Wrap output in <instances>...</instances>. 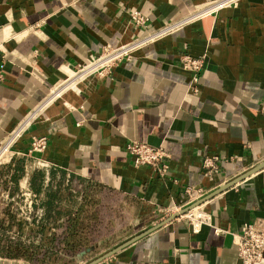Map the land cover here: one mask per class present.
<instances>
[{"label":"crops","instance_id":"obj_1","mask_svg":"<svg viewBox=\"0 0 264 264\" xmlns=\"http://www.w3.org/2000/svg\"><path fill=\"white\" fill-rule=\"evenodd\" d=\"M207 1L0 0V140L47 103L12 147L10 156L24 157V173L17 192L0 191V206L24 202L32 188L30 164L39 161L47 168L38 169L36 204L60 175L62 182L67 175L78 184H101L109 190L100 229L123 236L75 254L73 264H87L158 224L95 264H240L231 233L245 223L264 229V166L200 204L211 226L192 232L183 218L163 222L264 162V0H238L203 14L137 48L109 74L71 83L76 66L103 45L143 34L128 23L129 9L147 16L151 30ZM184 53L202 56L195 93L188 89L190 72L178 63ZM64 79L67 86L55 90ZM31 136L45 137L46 144L27 155ZM132 140L163 149L169 157L164 178L132 165L124 149ZM211 154L220 167L206 178L199 164ZM186 188L200 193L189 198Z\"/></svg>","mask_w":264,"mask_h":264},{"label":"trees","instance_id":"obj_2","mask_svg":"<svg viewBox=\"0 0 264 264\" xmlns=\"http://www.w3.org/2000/svg\"><path fill=\"white\" fill-rule=\"evenodd\" d=\"M24 157L10 156L0 163V191H18V179L24 173ZM42 173L32 170L28 177L29 192L39 194ZM51 178L54 173H50ZM63 176V175H62ZM47 183L44 198L31 202L29 220L19 214L12 203L0 206V258L20 259L29 264H62L75 258L110 231L100 229L103 211L108 205L107 187L86 181L76 188L71 180ZM71 177V176H70ZM102 196L104 199L101 197ZM39 206L42 213H34ZM104 242L100 247H106Z\"/></svg>","mask_w":264,"mask_h":264},{"label":"built area","instance_id":"obj_3","mask_svg":"<svg viewBox=\"0 0 264 264\" xmlns=\"http://www.w3.org/2000/svg\"><path fill=\"white\" fill-rule=\"evenodd\" d=\"M238 0H211L205 2L202 6L195 8L187 14L163 22L159 27L147 30L148 17L136 9L128 10V23L132 28L143 30V34L132 36L127 42L117 46L105 44L102 46L98 54L89 55L86 61L78 66L73 71V81L79 78V74L102 77L109 74L110 69L120 61H128L131 58L133 51L137 48L152 43L157 39L168 36L183 26L190 24L203 14L211 13L220 8L235 6ZM179 66L190 72V81L188 89L192 93L196 92V83L198 73L201 69L202 56L192 57L189 54H182L178 59ZM71 79V78H70ZM62 81H60L61 84ZM69 85H71L69 83ZM54 90V89H53ZM72 90V89H71ZM52 92V91H51ZM50 92V93H51ZM49 93V94H50ZM48 94V95H49ZM45 99V98H44ZM38 105L28 112L18 124L12 128L3 139L0 140V163L5 162L12 154V147L16 141L22 137L24 132L34 121L40 110H37ZM260 112L264 116V106L260 107ZM46 144V138L43 136H31L28 142V148L24 154H33L41 152ZM125 152L131 157L133 166L147 165L155 170L158 177L164 178L168 170V155L160 146H151L139 141H128L124 145ZM40 166L47 167L45 164L35 161ZM220 167V158L216 154L205 155L199 164V170L206 178H211L218 172ZM199 189H185V194L189 198L197 196ZM31 197L32 194L27 190L24 192V206H20V215L25 219L29 218L31 212ZM177 217L187 221L192 232H197L202 225L211 226L210 216L205 212L200 204L188 208L185 212ZM176 217V218H177ZM213 231L219 232L217 228ZM231 243L235 247L236 254L240 264H262L264 261V229L258 227L254 223H245L241 226L238 233H231Z\"/></svg>","mask_w":264,"mask_h":264},{"label":"water","instance_id":"obj_4","mask_svg":"<svg viewBox=\"0 0 264 264\" xmlns=\"http://www.w3.org/2000/svg\"><path fill=\"white\" fill-rule=\"evenodd\" d=\"M263 166H264V162H262L261 164L255 166L254 168H252V169L246 171L244 174H242L241 176H239V177L233 179L232 181L225 183V184L222 185L221 187H218L217 189H215V190H213L212 192L208 193L207 195H205L204 197L200 198L199 200L194 201V202H192L191 204H189L188 206H186V207H184V208L178 210L177 212H174V213L170 214L168 217H166V218L163 220V222H167V221H169V220H171V219L177 217L178 215L182 214L183 212H185V211H186L188 208H190V207H193V206H196V205L201 204L204 200L210 198L211 196H213L214 194H216V193L219 192L220 190H222V189H224V188H226V187L232 185L233 183H235V182L241 180V179L244 178L245 176H247V175H249L250 173H252V172H254V171L260 169V168L263 167ZM163 222H161V223H163ZM158 225H159V224H158ZM158 225H157V226H158ZM157 226H155V227H157ZM155 227L148 228L147 230H145V231L139 233L138 235L129 238L128 240L124 241L123 243L119 244L118 246H115V247L112 248L111 250L107 251V252L104 253L103 255L97 257L96 259H94L93 261H91V262H89V263H87V264H95L96 262L100 261L101 259H103V258L109 256L110 254H112L113 252H115L116 250H118L119 248H121V247H123V246L129 244L130 242L136 240V239L139 238L140 236H142V235L148 233L149 231H151V230L154 229ZM104 240H105V239H103V240H99L98 242H96L95 244L89 246L88 248H86V249H84V250H81V251L77 252V253H76V257H80V256H82L84 253H86V252L92 250L94 247H96L97 245L101 244Z\"/></svg>","mask_w":264,"mask_h":264},{"label":"rangeland","instance_id":"obj_5","mask_svg":"<svg viewBox=\"0 0 264 264\" xmlns=\"http://www.w3.org/2000/svg\"><path fill=\"white\" fill-rule=\"evenodd\" d=\"M72 76H73V74H72ZM87 76H89V75H87ZM87 76H84V77H81L80 79H81V81H83ZM73 84H76L75 82L73 83ZM80 85H82L81 83H78V85L77 86H80ZM62 94V93H61ZM60 96V95H59ZM58 100H59V98H58ZM39 118V114L37 115V117L34 119V121H36L37 119ZM25 162V161H24ZM30 167H31V169H43V168H47V167H44V166H40V165H38V164H36L35 162H32L31 164H30ZM27 169H29V168H27ZM70 178V180H72V178L70 177V176H67V175H65V180L66 179H69ZM75 179H73V181H74ZM75 182V181H74ZM71 182V184L73 185V186H75L76 188H78L79 186H81V183H77V182ZM31 193V192H30ZM32 194V193H31ZM31 202H35L36 203V199L34 198V195L32 194V197H31ZM22 205H23V202H21V203H19V202H17V200H16V207L18 208V206H21L22 207ZM121 234H120V232L119 231H110L108 234H106L104 237H102L101 239H99V240H103V239H105L101 244H103L104 242H107L108 240H110V241H112V240H114V239H116L117 240V238L119 239V238H122L123 236H120ZM98 240V241H99ZM97 241V242H98ZM96 243V242H95ZM100 244V245H101ZM0 264H24L22 261L20 262V261H16V260H9V259H5V260H3V259H0ZM27 264H29V263H27ZM62 264H73L72 263V260H70V261H68V262H66V263H62Z\"/></svg>","mask_w":264,"mask_h":264},{"label":"bare ground","instance_id":"obj_6","mask_svg":"<svg viewBox=\"0 0 264 264\" xmlns=\"http://www.w3.org/2000/svg\"><path fill=\"white\" fill-rule=\"evenodd\" d=\"M79 75H80V76H79V78H78L76 81H75V80H74V81H73V80L71 81V83H72V82H75V83H76V84H75L76 86L78 85V83H81V84L84 83V81H81V79H80L81 77L87 76V75H83V74H79ZM63 86H65V87L67 86V84H66V82H65V79H64V81L61 82V84H60L57 88H55V90L58 89V88H61V87H63ZM55 90H53V91H55ZM46 99H47V98H46ZM44 100H45V99H44ZM46 104H47V103H45V101H43V104H40V106L37 107V110H40L41 107L45 106Z\"/></svg>","mask_w":264,"mask_h":264}]
</instances>
